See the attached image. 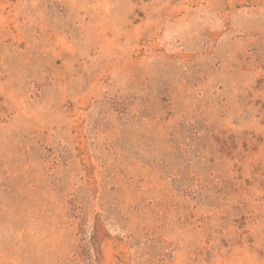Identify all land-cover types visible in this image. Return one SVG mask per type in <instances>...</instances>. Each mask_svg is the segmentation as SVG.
Returning a JSON list of instances; mask_svg holds the SVG:
<instances>
[{
    "label": "rangeland",
    "instance_id": "rangeland-1",
    "mask_svg": "<svg viewBox=\"0 0 264 264\" xmlns=\"http://www.w3.org/2000/svg\"><path fill=\"white\" fill-rule=\"evenodd\" d=\"M0 264H264V0H0Z\"/></svg>",
    "mask_w": 264,
    "mask_h": 264
}]
</instances>
